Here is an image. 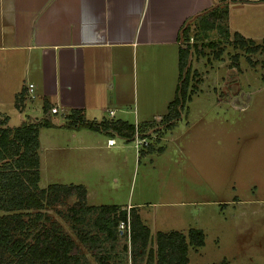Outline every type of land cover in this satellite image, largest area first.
<instances>
[{"label":"rangeland","instance_id":"obj_1","mask_svg":"<svg viewBox=\"0 0 264 264\" xmlns=\"http://www.w3.org/2000/svg\"><path fill=\"white\" fill-rule=\"evenodd\" d=\"M263 2L242 1L235 8L233 3L223 2L230 25L247 33L264 29ZM215 5L221 6V2ZM224 23L231 40L237 31H230L227 17ZM185 25L188 40L181 35L179 43L189 47L191 99L170 130H163L161 124L157 131L147 128V143L156 150L138 155L135 139L114 136L115 143L106 146L107 136L99 135L95 137L98 146L87 155L77 153L78 162L73 163L72 144L82 137L67 138L68 132H64L51 139L41 131L38 185L81 177L94 192L90 201L95 204H141V219L149 227L153 246L157 230L185 233L189 227L201 228L204 243L188 247L187 264H264V39H252L258 48L247 52L230 41H216L215 31L195 39L194 19ZM208 41L216 43L211 46ZM26 99L34 104V98ZM35 115L33 119L41 117L40 107ZM15 117L11 114V125L18 124ZM48 145L59 149L51 152ZM159 145L162 148L157 151ZM75 201L72 195L46 203L41 211L49 219L40 218L36 225L56 222L54 226L71 235L79 246L78 264H99L89 241L80 242L72 228L92 234L89 215L85 222L63 216ZM85 204H90L86 198ZM123 229L109 250L110 262L129 261L121 250L124 243L129 244L128 228ZM108 245L104 243L109 249Z\"/></svg>","mask_w":264,"mask_h":264},{"label":"crops","instance_id":"obj_2","mask_svg":"<svg viewBox=\"0 0 264 264\" xmlns=\"http://www.w3.org/2000/svg\"><path fill=\"white\" fill-rule=\"evenodd\" d=\"M242 1L260 0H0V116L7 125L13 113L19 122L33 119L47 100L55 126L39 128V148L41 131L51 139L64 132L82 137L71 148L77 163V153L87 155L98 146L95 137L107 135L60 127L65 114L79 109L90 120L157 121L178 81L180 29L216 3L235 8ZM226 17L230 31L264 39V29L247 33L230 25L228 11ZM29 83L34 104L26 99ZM19 93L24 99L17 107ZM58 149L48 145L49 151ZM57 183L82 184L87 201L95 204L85 178ZM134 204L126 206H135L141 218V204Z\"/></svg>","mask_w":264,"mask_h":264},{"label":"trees","instance_id":"obj_3","mask_svg":"<svg viewBox=\"0 0 264 264\" xmlns=\"http://www.w3.org/2000/svg\"><path fill=\"white\" fill-rule=\"evenodd\" d=\"M226 13L225 5H214L196 16L194 38L201 39L215 31L216 41H230L234 47L245 48L247 52L256 51L258 45L238 32H233L229 40V31L224 23ZM188 29L187 25H183L178 40L181 35L188 40ZM216 41H208V44L213 46ZM188 54V45L181 46L179 43L175 92L166 106V112L157 121L129 123L121 119L90 120L84 117L82 110L71 109L64 115L60 127L100 131L125 141H133L135 135L146 138L147 128L157 131L160 128L158 124L162 125L163 130L172 128L184 104L191 99V91L188 89ZM23 99L20 93L17 94L15 105L19 107ZM50 109L51 104L43 100L40 118H26L16 125H7L6 116H0V264H78L79 246L71 235L54 226L56 222H50L47 226L42 221L36 225L40 218L49 219L41 211L46 203L53 204L72 195L76 201L68 206L63 216L71 217L74 222H85L86 215H89L90 225L94 228L92 234L74 225L72 228L80 242L89 241L88 246L99 264H187L188 247H198L204 243L201 228L189 227L185 233L176 229L157 230L153 246L150 244L149 227L141 220L135 206L126 208L119 204H85L86 189L79 183L55 182L46 187L38 185V131L40 127L55 126L50 118ZM137 148L139 155L156 150L146 142ZM120 220L128 221L129 244L124 243L121 250L124 256L127 254L129 261L119 258L110 262L109 250L117 242V225ZM105 242L109 244V249L104 246Z\"/></svg>","mask_w":264,"mask_h":264},{"label":"built area","instance_id":"obj_4","mask_svg":"<svg viewBox=\"0 0 264 264\" xmlns=\"http://www.w3.org/2000/svg\"><path fill=\"white\" fill-rule=\"evenodd\" d=\"M31 90H32V85L29 83L28 86H27V92H26L27 94L26 95L28 97H30V98L33 97V94L31 93ZM51 109H50V111H51ZM109 113L111 114L112 111H109ZM134 139H135V141H134L135 142V147L136 146L138 147L142 142H145L144 138H139L136 135H135ZM114 143H115V141H114L113 137H108L107 138V144L108 145H113ZM117 228L119 230V233H122V232L124 233L125 229H123V228H128V221L124 222V221L120 220L118 225H117Z\"/></svg>","mask_w":264,"mask_h":264},{"label":"bare ground","instance_id":"obj_5","mask_svg":"<svg viewBox=\"0 0 264 264\" xmlns=\"http://www.w3.org/2000/svg\"><path fill=\"white\" fill-rule=\"evenodd\" d=\"M145 139V142L147 143V140H146V138H144ZM144 143V142H143Z\"/></svg>","mask_w":264,"mask_h":264}]
</instances>
